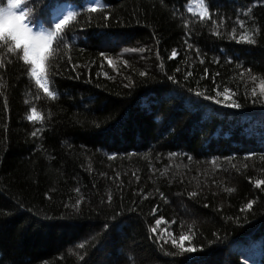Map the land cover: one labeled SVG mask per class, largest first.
Instances as JSON below:
<instances>
[{
  "label": "trees",
  "instance_id": "1",
  "mask_svg": "<svg viewBox=\"0 0 264 264\" xmlns=\"http://www.w3.org/2000/svg\"><path fill=\"white\" fill-rule=\"evenodd\" d=\"M91 2L28 4L42 30L49 5L79 13L54 45L55 99L0 52V264H264V0H207L217 27L191 0ZM237 15L255 44L230 38Z\"/></svg>",
  "mask_w": 264,
  "mask_h": 264
},
{
  "label": "snow or ice",
  "instance_id": "2",
  "mask_svg": "<svg viewBox=\"0 0 264 264\" xmlns=\"http://www.w3.org/2000/svg\"><path fill=\"white\" fill-rule=\"evenodd\" d=\"M33 2L34 0H6V2L5 0H0V52L15 55L18 60L23 61L24 65L28 66L26 69L27 74L30 79L35 82V85L43 90V93H45L47 97L55 99L57 93L50 88V76L52 74L51 60L56 59L59 48L54 45L64 42L66 29H68L70 22L76 21L79 13L75 10L68 9L57 11L59 5H57L56 8L49 5V19L47 21L49 27L48 30H42L43 23L41 19L36 18L34 10L28 7V4ZM105 7H107V5L101 4L99 0H94V2L87 4L85 11L95 13L102 11ZM187 11L192 13L194 17H198L201 22L210 20L214 27L223 25V17L220 18V25H217V21L212 18L207 0H191L187 6ZM251 12V8L244 10L245 15H250ZM184 23L185 26H187L188 22L185 21ZM236 24L239 25L242 31L237 35V29L233 27L229 33L230 38L236 40L237 43L255 44V33L247 30L245 20L241 19L239 15H237L236 18ZM215 34L220 35L218 31ZM64 46L67 47V44L65 43ZM189 47H192V45H189ZM176 54L175 50H173L172 55L175 56ZM101 55L104 54L101 53ZM109 63H112L111 60H109ZM4 66V59L0 56V69L4 68ZM205 72H207V70H205ZM0 79H2V76H0ZM169 79H172V77H169ZM250 79L256 80V77L252 76ZM257 87L259 88V95L264 96V80H261ZM234 94L235 93L230 89L225 88L223 92H217L218 96H224V100L216 99L211 96L205 98L210 100L214 99L215 103L222 104L225 103V101H230L231 96ZM196 95H200V93L197 92ZM251 95H257L256 88L252 89ZM227 106L233 108L241 107V105L235 101H231ZM26 118L33 123L36 121L43 123L45 119L43 114L38 112L35 107L30 109V114L27 115ZM39 131H41V129H36L32 135H37ZM254 155L255 153L248 154L249 157ZM261 158L264 159V157ZM262 185H264V180L257 179L255 181V187L260 188ZM228 191H232V189H228ZM160 195L161 197L164 196L163 193H160ZM196 195V192L189 193V196ZM76 203L79 204L80 201L77 200ZM252 204L253 201H249L245 207L251 209ZM162 219V217L157 219L156 224L159 225ZM151 231L155 233L157 230L153 227ZM185 240H190V236L181 234L179 236V243L175 236L171 239V243L173 246L179 248L181 252L193 251L194 249L192 247L184 248L183 242ZM165 242L167 243V241Z\"/></svg>",
  "mask_w": 264,
  "mask_h": 264
},
{
  "label": "rangeland",
  "instance_id": "3",
  "mask_svg": "<svg viewBox=\"0 0 264 264\" xmlns=\"http://www.w3.org/2000/svg\"><path fill=\"white\" fill-rule=\"evenodd\" d=\"M133 53H136V51L134 50V51H132V50H129V49H123V51H122V53L120 54V56H122L121 57V59H120V61H119V59H115V60H113V59H111V61H112V63L114 64V62H121V61H124V59H126V56L127 55H129V54H133ZM119 62L117 63V64H115V65H112L113 67H116L118 64H119ZM125 62V61H124ZM101 261L104 263V264H108L107 263V261H106V259H105V257H103L102 259H101Z\"/></svg>",
  "mask_w": 264,
  "mask_h": 264
}]
</instances>
